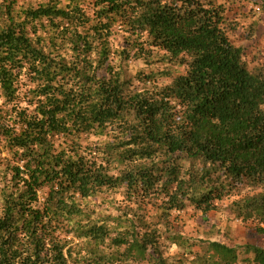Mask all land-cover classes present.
Here are the masks:
<instances>
[{
    "label": "trees",
    "instance_id": "16d2710c",
    "mask_svg": "<svg viewBox=\"0 0 264 264\" xmlns=\"http://www.w3.org/2000/svg\"><path fill=\"white\" fill-rule=\"evenodd\" d=\"M230 4L264 16V0ZM230 10L0 0V264H264L259 243L174 229L231 200L264 238V63L230 42ZM134 60L165 71L131 78Z\"/></svg>",
    "mask_w": 264,
    "mask_h": 264
},
{
    "label": "rangeland",
    "instance_id": "374dc122",
    "mask_svg": "<svg viewBox=\"0 0 264 264\" xmlns=\"http://www.w3.org/2000/svg\"><path fill=\"white\" fill-rule=\"evenodd\" d=\"M41 1V0H40ZM231 7L227 12L228 22L236 24V29L229 32L230 42L243 49V60L249 71L260 67L264 63V16L255 14L250 10V6L238 9L231 6V0H219ZM235 27V26H234ZM113 44L116 47L123 46L122 37L115 38ZM157 53H152L153 58ZM154 59V58H153ZM165 68L160 64H148V60H134L128 65V76L134 78L138 73L160 72ZM168 79L161 80L162 84H167ZM135 87L140 88L137 81L133 82ZM2 101L0 99V106ZM120 199L119 195L114 196ZM231 200L224 201L218 206V210L208 215V221H204L200 213L188 209L180 214H174L176 222L174 223L175 231L181 235L193 239L202 240H219L227 244L259 243L264 246V238L257 240L254 233L244 224L232 220L229 210L227 209ZM179 249L172 246L167 249L169 261L173 262Z\"/></svg>",
    "mask_w": 264,
    "mask_h": 264
}]
</instances>
